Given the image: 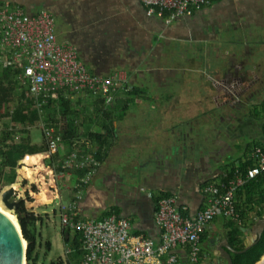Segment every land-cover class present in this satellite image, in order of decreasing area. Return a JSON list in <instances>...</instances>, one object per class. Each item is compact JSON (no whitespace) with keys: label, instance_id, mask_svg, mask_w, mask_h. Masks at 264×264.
Segmentation results:
<instances>
[{"label":"crops","instance_id":"crops-1","mask_svg":"<svg viewBox=\"0 0 264 264\" xmlns=\"http://www.w3.org/2000/svg\"><path fill=\"white\" fill-rule=\"evenodd\" d=\"M4 1L30 14L49 9L56 17L60 42L74 44L80 58L98 73L127 70L132 85L123 111L116 101L98 102V119L94 121L92 115L86 114L87 102L71 99L70 118L59 116L58 127L46 124L52 121L42 113V136L33 130L32 123L24 121L27 127L16 131L17 141L33 145L46 144L43 125L53 126L62 137V148L53 158L44 151L24 154L14 166L15 180L4 184L6 189L15 187L10 202L20 203L27 197L26 207L36 216L24 228L28 234L34 236L32 226L35 230L54 223L53 217L59 220L57 199L64 201L67 197L70 201L80 195L82 216L100 218L118 213L130 220L133 233L158 240L160 228L155 211L162 195L175 196L184 206L183 213L193 217L208 202L201 186L227 177L233 166L241 167L243 161L252 158L255 146L264 144V112L256 111L264 101V83L258 95L242 98L235 108L228 101L229 95L236 92L232 85L250 80L243 76L244 70L258 61L264 70V27H258L264 22V0H213L206 7L196 8L191 16L170 21L148 15L142 0ZM209 8L218 16L214 20L218 29L213 31L206 19ZM224 27L230 43L224 51L217 52L216 35ZM185 40H192L194 46H182ZM179 72V82H172ZM72 118L88 119L91 128L100 127L97 131L104 132L107 139L105 157L80 193L76 173L64 182L56 179L59 164L73 149H69L66 136L74 128L69 124ZM80 139L75 141L74 149H79ZM81 140L89 149L92 147L89 138ZM22 166L30 168L31 173L34 167H40L35 174L39 177L43 171V180L32 177L29 183L28 178L18 174ZM70 178L73 183L68 182ZM41 204L53 206V210L42 211ZM226 221L222 213L211 221L204 250L211 252L217 243L229 240ZM40 231L36 229V233ZM252 232L247 229L244 242ZM186 250L179 247L183 259ZM263 257L256 264H263Z\"/></svg>","mask_w":264,"mask_h":264},{"label":"built area","instance_id":"built-area-1","mask_svg":"<svg viewBox=\"0 0 264 264\" xmlns=\"http://www.w3.org/2000/svg\"><path fill=\"white\" fill-rule=\"evenodd\" d=\"M148 15L176 17L194 14L198 7L213 0H142ZM0 43L10 46L14 80L23 89V97L34 99L44 113L53 94L63 89L76 93L95 94L105 103L116 101L123 107L132 92L128 71L117 69L109 73L94 71L79 56L71 42L62 43L56 32V17L47 8L34 14L19 6L0 0ZM46 156L53 158L62 148L61 135L53 126L43 125ZM87 138V137H85ZM257 163L242 173L235 169L233 176L207 181L201 187L208 195L207 204L190 217L183 213L178 199L163 195L159 199L155 218L160 239L144 233H133L127 217L110 213L100 218L82 216L79 196L60 203L59 222L70 231H79L84 239L82 264H210L214 253L205 252L202 234L211 221L222 213L238 217L236 191L264 170V145L252 149ZM100 160L86 151L74 149L67 153L56 171V179L64 182L77 173L76 187L81 192L98 170ZM187 250L186 259L179 247ZM67 259V258H66ZM261 261L264 264V257ZM66 264L68 261H65ZM69 264V263H68Z\"/></svg>","mask_w":264,"mask_h":264},{"label":"trees","instance_id":"trees-1","mask_svg":"<svg viewBox=\"0 0 264 264\" xmlns=\"http://www.w3.org/2000/svg\"><path fill=\"white\" fill-rule=\"evenodd\" d=\"M15 68L7 64L4 71L0 72V76L5 81H11V85L16 92L13 101L3 99L0 91V120L2 124L0 126V192L6 189L4 184L11 183L16 178V172L14 166L19 159L26 153H33L37 151H44L46 144L33 145L26 141H17L16 131L14 124L22 119L25 123H33L42 118V113L35 105L34 99L22 98L23 89L18 82L14 80ZM22 93V95H21ZM69 91L63 89L53 94L49 103L45 106L44 114L60 115V118H64L71 113V99L68 95ZM99 103H102L100 100ZM264 110V102L262 103ZM109 109L112 105H107ZM127 108V104L123 107V110ZM257 112H261L260 108L256 109ZM94 121L98 119V116L92 117ZM88 119L84 118H72L69 124H73L74 128H70L68 131L67 139H69V149H74L75 141L82 137H87L93 143L92 147L88 150L89 154L95 156L99 160H102L106 154L105 143L107 141L106 134L101 131L93 130ZM113 122L110 121L109 124ZM62 131L61 129H59ZM65 135V134H64ZM46 139H44L45 142ZM72 145L70 146V143ZM264 145V144H263ZM72 149V150H73ZM257 161L253 158L243 161L241 167H238L242 173H245L247 169L255 165ZM236 166L230 169L229 177L233 176ZM28 194V193H27ZM165 195H169L168 193ZM163 196V195H162ZM236 204L238 208V217L227 216L226 229L231 246L234 248L232 251V257L234 264H256V261L264 255V231L261 238L249 248L245 247V232L247 229H252L254 224L259 218L264 217V170L255 178L248 180L245 184L238 187L236 191ZM27 197L20 199L18 208H12L16 212L20 213L22 209L26 207ZM224 215V214H223ZM25 220V218L23 217ZM63 230H66L63 228ZM66 236L65 243L67 245L66 258L69 264H82V259L85 254L84 239L79 231H75L72 235L70 231ZM208 238V234L205 231L202 234V243ZM207 251V250H206ZM210 252V251H208ZM212 252V251H211Z\"/></svg>","mask_w":264,"mask_h":264},{"label":"rangeland","instance_id":"rangeland-1","mask_svg":"<svg viewBox=\"0 0 264 264\" xmlns=\"http://www.w3.org/2000/svg\"><path fill=\"white\" fill-rule=\"evenodd\" d=\"M209 5V4H208ZM208 5H204L202 7H206ZM199 8V7H198ZM209 13H207L206 19H209V29L214 30L218 29L216 22L214 20L217 19V15H213L212 12H210V8L208 9ZM211 17L213 19H211ZM199 19L201 21H205V18L200 16ZM258 27L262 29L264 27V22H261ZM227 27H224L223 30L220 31L219 34L216 35V44L218 45V48L216 49L217 52H222L225 50L227 47L226 44L230 43V39L227 38ZM225 32V33H224ZM1 33V32H0ZM206 34L211 35L212 33L210 31H206ZM182 46H186L187 48L193 47V41L192 40H185V43H182ZM203 48V45H202ZM194 50V49H192ZM192 50H185V51H192ZM11 47L10 46H5L0 43V72L4 71L7 64H9L11 67H14L12 64V54H11ZM207 62V61H206ZM212 62V60H211ZM183 64H186L183 63ZM254 72V69L251 71V73ZM180 78V72L176 73L174 75V80L172 82H179ZM171 82V83H172ZM0 91L2 93V97L8 101H13L15 98L16 92L13 88V85H11V81H5L1 78L0 76ZM70 99L75 100L77 103H85L87 102L88 106L86 108V114L87 115H92V117L97 116V111L99 110L98 106V97L95 94L92 93H86L85 91H79L76 93H68ZM264 102V101H263ZM250 106H253L252 103H250ZM263 105H260L259 108L264 112L263 110ZM73 111H76V108L73 109ZM83 112L82 114H84ZM47 116L45 117L46 120L52 121V123H48L45 121L46 124L48 125H54L58 127L57 123L59 122V116L60 115H55V114H46ZM45 116V115H43ZM57 122V123H56ZM95 126H97V122L91 121ZM42 121H36L31 124V127L33 130H38L40 136H42ZM24 127H27L23 120L20 119L18 122L14 124V129L18 133L21 130H24ZM100 127H96V130H99ZM80 147L78 146L79 150L85 151V148L89 149V145L82 141L80 139ZM40 167L38 168H33V171L31 173L30 168H26L24 166L19 168V176H25L26 178L29 179V183H31L32 177L39 178V180H43V171L39 172L40 175L39 177L36 176L35 172L38 171ZM77 174V173H76ZM124 175L126 176V173L124 171ZM48 176H52L51 174ZM78 176V174H77ZM68 182L73 183L74 180L70 178ZM86 187V186H85ZM64 202H67V197L63 198ZM60 203L61 200L57 199V204L56 207L58 208V214L60 213ZM39 204V203H37ZM42 205V204H41ZM0 207H2L5 211H7L9 214H12L15 218L19 220V225L21 227V232L23 237H25L28 240V244L26 246V264H66L65 261L66 259V251H67V245L65 243V237L67 236V231L68 230H63V225L60 224L59 220L56 217H53L54 223L51 225H46L42 228H35L32 226L31 231L34 232V236L28 234V232L24 229L26 226H30L32 224V219L36 218L34 214L31 213L29 208L22 209L20 213L16 212L14 209H11L6 205V203L2 199V193L0 192ZM53 210V206H50L48 204H43L42 205V211H47L51 212ZM57 214V213H56ZM11 215V216H12ZM25 218V220L23 219ZM48 219V218H46ZM36 229H41L40 233H36ZM74 233V231L71 232V235ZM32 238V239H30ZM43 243H45L46 249L43 247ZM205 252H207L205 250ZM68 264V263H67Z\"/></svg>","mask_w":264,"mask_h":264},{"label":"water","instance_id":"water-1","mask_svg":"<svg viewBox=\"0 0 264 264\" xmlns=\"http://www.w3.org/2000/svg\"><path fill=\"white\" fill-rule=\"evenodd\" d=\"M15 192V187L11 186L3 191L2 199L8 207L18 208L19 202H10L11 195ZM253 232L245 240V250L255 244L264 231V217L259 218L252 228ZM69 233L67 232V236ZM43 247L46 249L45 243ZM230 241L226 238L216 244L212 251L214 259L211 264H234ZM26 250L22 232L18 229L12 216L0 208V264H26ZM226 261V263H224Z\"/></svg>","mask_w":264,"mask_h":264},{"label":"flooded vegetation","instance_id":"flooded-vegetation-1","mask_svg":"<svg viewBox=\"0 0 264 264\" xmlns=\"http://www.w3.org/2000/svg\"><path fill=\"white\" fill-rule=\"evenodd\" d=\"M242 72V68H237ZM254 69V72L251 71ZM243 76L249 77L250 80H247L243 85H232L231 87L235 90V93L229 95V102L236 107L237 103L249 96L258 95L260 93L261 85L264 83V70L261 66V63L258 61L255 64L251 65L248 69L244 70ZM250 98V97H249Z\"/></svg>","mask_w":264,"mask_h":264},{"label":"bare ground","instance_id":"bare-ground-1","mask_svg":"<svg viewBox=\"0 0 264 264\" xmlns=\"http://www.w3.org/2000/svg\"><path fill=\"white\" fill-rule=\"evenodd\" d=\"M0 208H2V207H0ZM3 209V208H2ZM10 215H12V214H10ZM12 218L14 219V221H15V223L17 224V226H18V229L20 230V232H21V227H20V225H19V220L17 219V218H15L13 215H12ZM30 239H32V238H30ZM23 241H24V246H25V248H26V246H27V244H28V240L25 238V237H23ZM26 250V249H25ZM25 261H26V255H25ZM261 261H263V259H261Z\"/></svg>","mask_w":264,"mask_h":264}]
</instances>
